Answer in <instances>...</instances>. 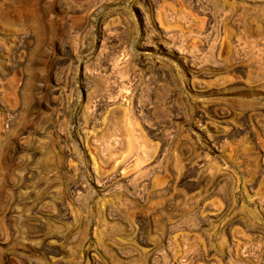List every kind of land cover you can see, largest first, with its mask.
Wrapping results in <instances>:
<instances>
[{
	"label": "rangeland",
	"instance_id": "1",
	"mask_svg": "<svg viewBox=\"0 0 264 264\" xmlns=\"http://www.w3.org/2000/svg\"><path fill=\"white\" fill-rule=\"evenodd\" d=\"M0 264H264V0H0Z\"/></svg>",
	"mask_w": 264,
	"mask_h": 264
}]
</instances>
